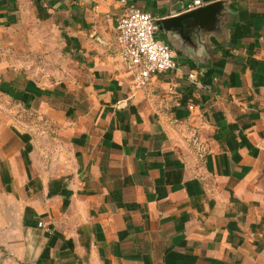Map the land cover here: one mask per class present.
<instances>
[{
  "label": "crops",
  "instance_id": "crops-1",
  "mask_svg": "<svg viewBox=\"0 0 264 264\" xmlns=\"http://www.w3.org/2000/svg\"><path fill=\"white\" fill-rule=\"evenodd\" d=\"M122 1L0 0V40L42 24L58 40L43 32L42 55L64 49L86 73L45 85L15 63L31 52L0 50V93L66 127L51 177L31 135L0 125L5 263L264 264V0H201L223 3L217 21L170 31L159 22L194 0ZM128 6L179 64L145 87L119 57Z\"/></svg>",
  "mask_w": 264,
  "mask_h": 264
},
{
  "label": "rangeland",
  "instance_id": "rangeland-1",
  "mask_svg": "<svg viewBox=\"0 0 264 264\" xmlns=\"http://www.w3.org/2000/svg\"><path fill=\"white\" fill-rule=\"evenodd\" d=\"M31 19L33 20V18ZM26 26H28L27 30L31 34L30 38L25 41L20 38L24 33L22 26L10 28L2 34L0 40V50L3 52L2 56L6 55L4 51H10L13 47L24 49L25 51H29V53L31 52L25 57H16L15 63L25 67V69H23L25 77L32 76L40 78L45 85L51 81H68L72 78L73 73L75 74L74 68L78 69V73L75 75L79 77V85L85 83L83 77L86 73L84 72V68L81 67V63L77 65L74 57H71L64 49L61 60H58V57L55 59L54 57L42 55L43 32L47 33V35H52L53 43L58 41L54 39V35L50 28L47 26L44 27L42 24H35L34 22ZM61 31L59 32L63 34ZM65 42L63 38V45ZM64 47L65 46H63V48ZM55 61L57 62L56 68H60V71L54 68ZM77 92L78 94L84 93V88H78ZM0 118H2V120H0V125L5 124L13 130L20 131L21 133H29L31 135L30 137L33 143L36 145L37 149H39L37 155L42 161V171L47 172V174L53 177L55 167L60 163V158L56 159V150L62 149L65 142L64 140L66 139L65 136L59 134L60 129L66 127H62L55 120V117L52 119L47 114L45 106L41 103H20L17 98L12 99L2 93H0ZM61 162L64 165L69 164V160L65 158H62ZM4 173L0 165V222L6 218L5 213L12 205L4 193L6 192L4 187H7V185L1 182ZM6 260V251L0 249V264H6Z\"/></svg>",
  "mask_w": 264,
  "mask_h": 264
},
{
  "label": "built area",
  "instance_id": "built-area-1",
  "mask_svg": "<svg viewBox=\"0 0 264 264\" xmlns=\"http://www.w3.org/2000/svg\"><path fill=\"white\" fill-rule=\"evenodd\" d=\"M126 3L125 0L122 1ZM204 6L201 0H194L187 11ZM158 26L156 20L147 12L135 7H126L123 16L116 25V37L119 57L137 87H145L153 77L178 71L179 64L174 51L166 42L156 37ZM188 79L198 83L195 71L188 73ZM43 228V223H39Z\"/></svg>",
  "mask_w": 264,
  "mask_h": 264
},
{
  "label": "water",
  "instance_id": "water-1",
  "mask_svg": "<svg viewBox=\"0 0 264 264\" xmlns=\"http://www.w3.org/2000/svg\"><path fill=\"white\" fill-rule=\"evenodd\" d=\"M222 2H216L210 5L202 6L192 11H188L174 18L164 19L159 22L161 29L170 31L172 29H182L187 26L202 28L208 24H214L220 10Z\"/></svg>",
  "mask_w": 264,
  "mask_h": 264
},
{
  "label": "trees",
  "instance_id": "trees-1",
  "mask_svg": "<svg viewBox=\"0 0 264 264\" xmlns=\"http://www.w3.org/2000/svg\"><path fill=\"white\" fill-rule=\"evenodd\" d=\"M198 80H199V74H198Z\"/></svg>",
  "mask_w": 264,
  "mask_h": 264
}]
</instances>
